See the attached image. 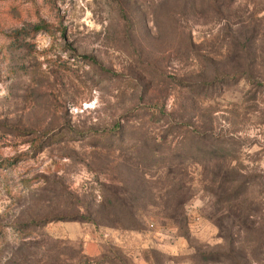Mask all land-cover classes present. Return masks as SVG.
<instances>
[{"label": "rangeland", "instance_id": "obj_1", "mask_svg": "<svg viewBox=\"0 0 264 264\" xmlns=\"http://www.w3.org/2000/svg\"><path fill=\"white\" fill-rule=\"evenodd\" d=\"M0 264H264V0H0Z\"/></svg>", "mask_w": 264, "mask_h": 264}, {"label": "trees", "instance_id": "obj_2", "mask_svg": "<svg viewBox=\"0 0 264 264\" xmlns=\"http://www.w3.org/2000/svg\"><path fill=\"white\" fill-rule=\"evenodd\" d=\"M50 28L47 24L38 25L34 28V31L40 32V31H49Z\"/></svg>", "mask_w": 264, "mask_h": 264}]
</instances>
